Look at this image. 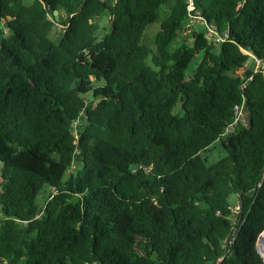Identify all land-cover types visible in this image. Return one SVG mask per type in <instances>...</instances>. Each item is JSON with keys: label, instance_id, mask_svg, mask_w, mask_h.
<instances>
[{"label": "trees", "instance_id": "1", "mask_svg": "<svg viewBox=\"0 0 264 264\" xmlns=\"http://www.w3.org/2000/svg\"><path fill=\"white\" fill-rule=\"evenodd\" d=\"M263 229L264 0H0V264H264Z\"/></svg>", "mask_w": 264, "mask_h": 264}, {"label": "rangeland", "instance_id": "2", "mask_svg": "<svg viewBox=\"0 0 264 264\" xmlns=\"http://www.w3.org/2000/svg\"><path fill=\"white\" fill-rule=\"evenodd\" d=\"M25 1L30 2L31 0H25ZM163 7L167 8V5H163ZM164 12H166V10L162 11V9H161L159 11V18L157 20H155L154 22L148 24V26H147L144 34H143L144 42L147 43L150 47H153L152 38H153V35L156 32V30L159 29V20H161L163 18V16L165 15ZM97 19L100 20L101 23H106V25L108 24L106 15H102V16L98 17ZM201 27H203V24L201 21L193 20L192 29L197 30L198 28H201ZM53 30L54 31L51 32V36L54 38L55 41H58L62 35L63 27L61 26V24H56L54 26ZM102 31L103 30H101V32ZM189 39H191V37ZM219 47H220L219 43L214 44V49L216 51L219 50ZM198 58H199V54H197L194 57V60H198ZM247 63L249 66H252L253 61L250 59V61ZM248 65H247V67H249ZM238 118L243 119V116L241 113L239 114ZM219 149H220L219 147L212 148L208 152V158H209L208 160L215 161L216 159H218V157L221 154V151ZM49 189L50 188L48 185H43L40 193L37 195V198H36L37 201H39L40 203H43L45 197H44V194H42V193L48 191ZM233 198H234V196H231V199H233Z\"/></svg>", "mask_w": 264, "mask_h": 264}, {"label": "built area", "instance_id": "3", "mask_svg": "<svg viewBox=\"0 0 264 264\" xmlns=\"http://www.w3.org/2000/svg\"><path fill=\"white\" fill-rule=\"evenodd\" d=\"M190 6H192V1H190ZM211 31H212V29L210 28L208 33H210ZM223 39H224V36H222V35H219V34L214 35V40L216 42H220ZM256 62H257V64H256L255 67H257V65L259 64L258 60ZM235 110H236V112H238V116H239V114L241 112L237 108V106L235 107ZM258 185H260V183H258ZM239 207H240L239 202L234 203V205L232 207V214H233L234 218H236V214H237V212L239 210ZM240 225H241V223L239 222L238 226L236 228H233L232 233H231V235H232L231 241H233V239L235 238L236 232L239 229ZM255 245H256L258 251L261 253V255L263 257V261H264V229L262 231H260V233H259V235H258V237H257V239L255 241Z\"/></svg>", "mask_w": 264, "mask_h": 264}, {"label": "water", "instance_id": "4", "mask_svg": "<svg viewBox=\"0 0 264 264\" xmlns=\"http://www.w3.org/2000/svg\"><path fill=\"white\" fill-rule=\"evenodd\" d=\"M54 14H55V18L58 19L59 16H58V10H57V9L54 10ZM101 30H104V27H101V28H100V32H101ZM83 55H84V52L81 51V52L79 53V56H78V60H79V61L84 60V56H83ZM243 74H245V72H243ZM71 86L74 87V86H75V83L72 82ZM79 132H80V130L78 129V130H77V133H79ZM130 166H131L132 168H135V169L138 167V165L135 164V163H131Z\"/></svg>", "mask_w": 264, "mask_h": 264}]
</instances>
